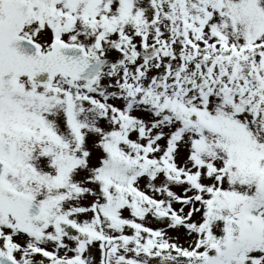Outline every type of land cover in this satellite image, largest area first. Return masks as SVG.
<instances>
[{
  "label": "snow or ice",
  "instance_id": "snow-or-ice-1",
  "mask_svg": "<svg viewBox=\"0 0 264 264\" xmlns=\"http://www.w3.org/2000/svg\"><path fill=\"white\" fill-rule=\"evenodd\" d=\"M0 264H264V0H0Z\"/></svg>",
  "mask_w": 264,
  "mask_h": 264
}]
</instances>
